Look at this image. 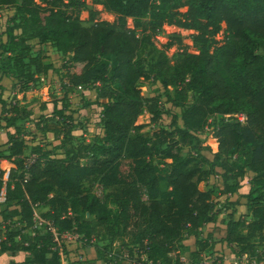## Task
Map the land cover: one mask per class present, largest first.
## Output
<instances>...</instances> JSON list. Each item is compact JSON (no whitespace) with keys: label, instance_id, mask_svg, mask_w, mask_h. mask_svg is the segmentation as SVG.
I'll return each instance as SVG.
<instances>
[{"label":"trees","instance_id":"16d2710c","mask_svg":"<svg viewBox=\"0 0 264 264\" xmlns=\"http://www.w3.org/2000/svg\"><path fill=\"white\" fill-rule=\"evenodd\" d=\"M85 1L0 0V78L12 71L16 79L0 92V159L13 164L5 182L0 168V264H61L65 233L93 246L105 264H125L104 253L117 235L135 247L130 264H171L178 243L194 245V257L207 249L216 253L217 243H226L235 257L257 255V245L264 248V0H100L116 16L113 22L98 20V11L86 9ZM67 9L86 10L88 16L81 19ZM128 18L132 29L125 26ZM222 24L219 43L215 36ZM164 25L194 31L195 52L185 48L171 63L162 49L144 64L139 49ZM33 39L62 54L60 68L43 50L32 52ZM181 41L172 33L165 46ZM49 70L60 73L69 91L80 86L85 96L91 86L95 94L83 102L85 113L72 107L67 93L53 102L35 127L52 133L59 146L38 142L26 154L27 141L36 136L25 126L32 111L19 104L17 94ZM155 83L164 88L163 96L141 88ZM145 110L158 126L149 135L136 123ZM92 114L98 132L73 144L74 130ZM207 136L216 139L215 152L205 144ZM30 155L35 157L28 164ZM249 172L242 194L241 180ZM211 176L221 184L200 189ZM96 186L104 189L102 196ZM39 206L46 208L39 216L56 235L49 225L32 227ZM217 208L231 211L218 220ZM97 239L109 242L102 247L93 244ZM222 259L217 255L215 263Z\"/></svg>","mask_w":264,"mask_h":264},{"label":"rangeland","instance_id":"374dc122","mask_svg":"<svg viewBox=\"0 0 264 264\" xmlns=\"http://www.w3.org/2000/svg\"><path fill=\"white\" fill-rule=\"evenodd\" d=\"M86 9L88 10H96L98 11L97 19L98 20H105L109 22H113L116 20V16L109 11H107L100 0H86ZM66 12L68 14H72L75 16L77 12H79L78 9H67ZM79 16L81 19H85L88 16V12L86 10H80ZM3 18L0 14V42H3L5 40V27L2 23ZM83 24L87 25L86 22H83ZM126 28L132 29L133 22L131 18H128L125 24ZM224 29L225 25L222 24V28L219 31V33L215 36L216 40L221 43L223 41L224 37ZM137 33H139V29ZM172 33H178L182 37V41L180 44L174 43L169 47H166V42L169 39V35ZM194 33L192 30H183L180 28H177L175 26H168L164 25L161 29V31L157 34H150L148 37V40L142 45V47L139 49L137 53V58L144 59V64H148L150 60V54H153L155 52H158L162 49H166L167 54L169 56L170 62L173 63L178 60L180 57V54L183 49H187L190 52H195L194 48L191 46V38L190 35ZM32 52H36L38 50H43L48 59L54 62L55 68H60L64 58L60 52H58L54 46L50 43H39L36 39L29 41ZM5 60V58H4ZM2 64V62H0ZM220 71L225 78L227 82L230 81L226 71L223 68H220ZM10 73L7 75H4L2 77L3 83H0V86H3L5 88H12L16 82V79L13 76L12 71H9ZM1 74V73H0ZM1 82V79H0ZM90 94L83 95V88L80 86L76 87L73 91H69L67 88V85L65 83V79L60 75V73L56 72L55 70H49L46 74L40 75L37 82L34 84H31L23 93L17 94L19 104L25 105L28 109L32 111L31 117L25 121V126L28 129L29 136L32 137L33 135L36 136L34 140H28V148L26 150V154L29 152L30 146L40 142L41 144H44L46 148H52L55 146H59V142L53 139L52 133H43L40 132L35 127L36 120L39 119V115L45 112L51 111L53 102L57 101L59 98L63 96L64 93L68 94V97L71 99L72 107L74 109L80 110V112L85 113V109L82 108V104L85 100H88L95 94L94 90L91 86ZM142 90L145 92V94H160L164 95V88L160 85V83L152 84L150 87L148 86H142ZM168 90L171 94L174 93L175 87L169 86ZM189 99H193V93H189ZM2 109V108H1ZM1 113V112H0ZM170 121V117L168 115L164 116L163 121L161 122L162 125L167 126ZM84 127L83 128H77L74 130V134L76 136V141H74L73 144H75L77 141H85L88 142L91 140L93 135L98 132L99 129V123L98 119L92 114L89 118V120H84ZM137 124H144V127L141 129L140 132L143 134H151L153 130H155L158 126H154L152 123H150V114L145 110L143 113L138 117ZM11 130H13L11 128ZM214 137L207 136L205 139V144L209 145L212 152H215L218 148V144ZM252 174L249 172L246 174L245 178L241 180V190L240 192H247L249 185H250V178ZM218 178H215L214 176H211L207 181H204L199 184L200 189H208L212 187L216 182H218ZM94 192L98 194L99 196H102L105 192L104 189L100 186H96L94 188ZM221 204L224 202L223 200L220 201ZM110 206L113 207V204L110 203ZM4 207V204H0V210ZM219 207V205L217 206ZM45 207L39 206L36 209V213L39 215L40 212L44 211ZM218 211V218L226 217L227 213H229L231 210H226L224 212L220 211L217 208ZM1 219V217H0ZM206 232L201 230V237L204 238L206 236ZM72 237H63V241L65 243L67 252L61 254V264H71V262L79 261L80 264H105L102 260L96 259V253L94 250L84 249V240L77 237L76 234L70 233ZM217 239V238H215ZM107 239H97L93 241V244H97L98 246H105L108 244ZM129 241L127 238L117 235L112 243L110 245H107V249L105 250V256L106 257H112L113 259H120L125 264H130L133 259L137 257L136 250L134 249L132 245L128 244ZM89 247V246H88ZM129 248H133L132 252L129 251ZM264 251L263 246L257 245L258 251ZM188 249L186 247H180V244H177V255H175L172 259L171 264H187L186 261H188V264H223V262L220 260L215 263V260L217 258L218 254H222L227 261H230L232 258H234V255L231 253V250L229 246L226 243H219L218 246V252H212L210 249L205 250V252L201 251L198 255L199 257H194L190 253V257H185V252ZM196 250V247L195 249ZM208 256V258H206ZM93 257V258H91ZM175 257H177L180 261L177 263L175 262ZM184 258V259H182ZM165 264V263H162Z\"/></svg>","mask_w":264,"mask_h":264},{"label":"built area","instance_id":"2783aa9c","mask_svg":"<svg viewBox=\"0 0 264 264\" xmlns=\"http://www.w3.org/2000/svg\"><path fill=\"white\" fill-rule=\"evenodd\" d=\"M0 92H1V87H0ZM14 93V92H12ZM240 121L244 122L245 116L244 114L240 113L237 115ZM34 155H30L27 159L28 164L34 160ZM5 202V189L4 186L0 189V204ZM48 222H46L44 219H42L37 213L35 214L33 218V228H41L43 226H48ZM48 228L54 232V229L51 225L48 226ZM56 235V233L54 232ZM67 234V233H65ZM257 255H242L240 257H235L232 258L231 264H264V252L262 251H257ZM208 264V263H205Z\"/></svg>","mask_w":264,"mask_h":264},{"label":"crops","instance_id":"0c3cea01","mask_svg":"<svg viewBox=\"0 0 264 264\" xmlns=\"http://www.w3.org/2000/svg\"><path fill=\"white\" fill-rule=\"evenodd\" d=\"M0 79H1V82H0V83H3V79H2V77H1ZM0 87H3V86H0ZM3 88H5V87H3ZM5 89H8V90H9V89H11V88H5ZM1 107H2V104L0 103V112H1ZM3 141H4V135H3L2 131H0V144H1ZM12 166H13V164H12L10 161L5 160V159H0V168L3 169V170L5 171V174H4V177H3V182H5V181L7 180V177H8V174H9V170H10V168H11ZM216 184H217V185H220L221 182L218 181V182H216ZM241 188H242V187H240L239 192H240ZM241 191H242V190H241ZM240 193L244 194L243 192H240ZM245 193H246V192H245ZM225 197H226V196H221V197L218 198V200H219V201L224 200ZM241 201L244 202V201H245V198H242ZM45 209H46V208H45ZM45 209H44V210H45ZM237 216H238V214H237V212H236L235 217H237ZM220 219H221V218H218V220H220ZM220 228H223V225H222L221 223H219V227H218V229H220ZM203 231L207 233V230L204 229V228H203ZM206 233H205V234H206ZM63 237H69V238H70V237H72V235H71L70 233H67V234H64ZM218 246H219V243H217V245H216V247H215V250H216L217 252H218ZM185 247L188 249V250L185 252V257L189 258V257H190V253L194 251L195 246H194V245H189V246H185ZM89 249L94 250L93 247H86V246H85L84 249H83V251H85V250H89ZM18 255H19L20 258L23 257V253H19ZM218 255H222V254H218ZM91 258H93V257H91ZM182 259H184V258H182ZM231 260H232V259H231ZM231 260H230V261H227V259H225L224 256H223V259H222L221 261L223 262V264H231ZM186 263L188 264L189 262L186 261Z\"/></svg>","mask_w":264,"mask_h":264}]
</instances>
